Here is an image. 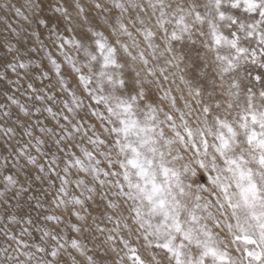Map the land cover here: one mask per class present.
Returning <instances> with one entry per match:
<instances>
[{"label":"snow or ice","instance_id":"snow-or-ice-1","mask_svg":"<svg viewBox=\"0 0 264 264\" xmlns=\"http://www.w3.org/2000/svg\"><path fill=\"white\" fill-rule=\"evenodd\" d=\"M0 264H264V0H2Z\"/></svg>","mask_w":264,"mask_h":264},{"label":"rangeland","instance_id":"rangeland-1","mask_svg":"<svg viewBox=\"0 0 264 264\" xmlns=\"http://www.w3.org/2000/svg\"><path fill=\"white\" fill-rule=\"evenodd\" d=\"M0 2H2V0H0ZM22 2V0H21ZM40 55H43V53H41ZM65 72H68V69L65 68ZM41 119H43V117H41ZM49 123H54V122H50L48 121ZM92 122H95L94 120ZM59 185V181H57V186ZM39 187V182H36V184L33 186V191H35V189ZM110 226V225H109Z\"/></svg>","mask_w":264,"mask_h":264}]
</instances>
